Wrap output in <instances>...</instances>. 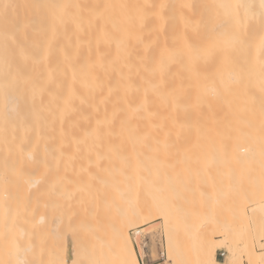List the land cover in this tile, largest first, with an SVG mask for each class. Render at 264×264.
Segmentation results:
<instances>
[{
    "label": "bare ground",
    "instance_id": "6f19581e",
    "mask_svg": "<svg viewBox=\"0 0 264 264\" xmlns=\"http://www.w3.org/2000/svg\"><path fill=\"white\" fill-rule=\"evenodd\" d=\"M19 1L0 0V26L7 15L34 10V25L26 22L38 37L34 106L7 100L0 119L2 152L34 171L52 144L78 145L80 168L96 178L98 206L115 210L112 217L98 210V264H141L130 229L136 228L144 249L147 239L139 227L156 219L166 232L164 264H224L218 248L228 250L227 264H242L243 227L205 208L208 186L185 178L190 172L179 160L209 153L211 86L213 102L224 108L253 91L257 67L251 70L247 62L264 70V0ZM22 38L16 41L25 43ZM246 151L242 146L235 152ZM30 181L32 187L38 179ZM58 187L56 194L67 197L66 187ZM59 207L50 234L69 253L76 239H64L72 222ZM3 220L5 231L16 230L8 210ZM217 232L224 237L216 238Z\"/></svg>",
    "mask_w": 264,
    "mask_h": 264
},
{
    "label": "rangeland",
    "instance_id": "374dc122",
    "mask_svg": "<svg viewBox=\"0 0 264 264\" xmlns=\"http://www.w3.org/2000/svg\"><path fill=\"white\" fill-rule=\"evenodd\" d=\"M20 1L21 6L30 5L31 2ZM6 13L10 14L9 10ZM10 20L19 25L10 27ZM30 20L34 25V10L21 9L17 14L5 16L3 25L0 26V119L10 97L19 100L21 104L17 107L34 106V73L38 68H35L38 65H34V42L38 37L35 36L34 40V32L27 28H34L27 25L26 22ZM20 37H23L25 43L16 41ZM42 48V51H46V47ZM39 52L38 56L42 57L43 52ZM53 54L55 57L56 51ZM247 65L251 70L257 67V79L250 86L253 91L250 93L249 90L246 98L238 97L224 108L217 107V103L213 102L216 97L211 86L212 126L209 153L205 158L189 154L180 159L179 163L187 166L190 172L185 178L208 186L209 195L205 200V208L213 216L233 219L243 227L246 249L242 264H264V70L254 62H247ZM230 67L231 63L227 62V68ZM38 74L41 73L37 72V76ZM242 108L245 110L244 119L240 116ZM223 114H226V118L218 120L217 116ZM52 146L54 148L49 152L39 155L34 163V171L19 167L21 160L5 155L0 148V264H98L97 215L100 213L98 210H103L102 206H98L96 178L83 167L80 168L82 160L78 156V145ZM242 146L249 152L236 153L237 148ZM83 162L85 163L84 159ZM31 178L38 179L32 187L29 186ZM62 185L66 187L64 193L68 194L67 197L56 194L55 187L60 188ZM113 200L112 206L118 208L119 203L115 198ZM59 206H62L66 215H69L68 220L72 222L67 227L64 239L68 235H74L76 239L74 251L71 249L69 253L62 247L58 248L56 239L50 234V218L58 212ZM105 207L104 205V211ZM117 208L115 209L118 210ZM111 209L114 210L113 207ZM7 210L16 224L14 232L4 230L6 223L3 214ZM106 210L108 213L103 211L101 217L104 214L106 217L114 216L115 210ZM40 216L44 217L43 221L39 220ZM163 227L161 219L139 227L143 237L147 239L144 249L142 237H137L135 233L136 228L130 229L139 260L141 256L145 264H164L167 258L166 232ZM222 237L224 236L220 232L216 233V238ZM251 249L256 251L255 256ZM220 250L226 249L218 248L217 258L227 264L229 252L227 250L226 258H219ZM186 255L194 256L187 252Z\"/></svg>",
    "mask_w": 264,
    "mask_h": 264
},
{
    "label": "built area",
    "instance_id": "2783aa9c",
    "mask_svg": "<svg viewBox=\"0 0 264 264\" xmlns=\"http://www.w3.org/2000/svg\"><path fill=\"white\" fill-rule=\"evenodd\" d=\"M133 232H134V230H132V233ZM162 255L165 256V253L162 252ZM225 256H226V251L225 250H220L218 257L219 258H221V257L225 258ZM140 262H141V264H145V262H144V260H143V258L141 256H140Z\"/></svg>",
    "mask_w": 264,
    "mask_h": 264
}]
</instances>
